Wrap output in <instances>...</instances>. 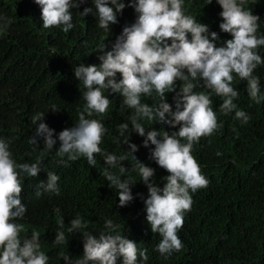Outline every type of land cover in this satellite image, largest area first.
I'll return each instance as SVG.
<instances>
[{
    "label": "clouds",
    "instance_id": "obj_1",
    "mask_svg": "<svg viewBox=\"0 0 264 264\" xmlns=\"http://www.w3.org/2000/svg\"><path fill=\"white\" fill-rule=\"evenodd\" d=\"M85 2L35 0L41 8L42 27L58 28L64 33L75 27L70 9ZM92 2L95 11L86 7L80 14L84 17L94 14L97 27L105 32H111V26L119 22L118 14L126 7L134 8L137 18L123 28L111 51H105V45L100 49L103 54L99 56V65L80 63L74 67L75 78L84 87L82 99L85 103L83 110L78 109L75 125L59 133L60 146L55 155L61 159L57 164L68 166L69 162L84 157L89 166L95 167L97 155L103 157L105 169L102 175L110 181L109 187L116 190L119 207H126L134 200L131 186L137 181L127 174L137 172L148 189V198L144 201L147 222L151 232L160 236L155 250L167 259L183 248L178 232L184 226L185 214L192 209L191 193L207 188L210 183L193 155L194 145L224 127L218 122L210 95L194 89L203 87L221 97L220 114L234 113L235 121L241 125L249 123L250 115L234 103L240 93L233 87V82L237 78L247 81L250 99L256 104L264 101L260 77L254 74L264 65V57L259 54V49L264 47V34L259 33L260 17L248 9V0H216L222 8L219 28L232 36L225 42L226 46L217 47L215 41L219 40V34L187 14L184 0H131L130 4L124 0ZM212 2L207 0L208 5ZM11 23L10 19L0 15V32ZM118 73L121 75L119 80ZM177 81L182 82L178 92ZM172 92L176 93L175 110L167 102L166 94ZM113 94L122 98L121 111L131 110V130L127 122L117 126L119 139L115 143H123L130 149L122 155L101 148L108 129L102 119L93 118L108 115L112 103L108 96ZM153 94L158 98L156 104L150 107L142 103V96L152 97ZM52 111L58 110L53 108ZM43 118L41 115L33 121L40 123L35 135L28 140L29 145L35 146V151L39 147L37 137L44 139V149L35 162L18 163L10 151V140L0 138V264H49L48 255L42 251L40 232L33 230L30 238L28 235L22 238L25 225L19 222L27 213V206L22 203V178L38 177L45 153L52 152L57 143L53 138L55 130L42 122ZM142 121L165 123L172 128L179 126V130L171 134L155 128L146 131ZM232 130L236 131L235 128ZM131 132L145 137V148L154 146L150 158L169 173L164 177L163 188L154 182L155 169L135 155L139 149L130 142ZM125 161L131 163L130 170L124 166ZM114 168H118L119 175L109 170ZM59 180L55 172L48 171L47 180L36 185L35 197L40 198L45 193L59 195ZM55 212L59 213L60 209L56 208ZM57 225L53 243L63 245L68 239L62 216ZM88 227L79 215L71 220L66 231L82 233L84 253L73 260L61 252L60 257L66 264H118L121 258L123 264H141L149 259L146 249L119 234L120 226L113 220L105 221L106 230L99 231L98 238L87 230Z\"/></svg>",
    "mask_w": 264,
    "mask_h": 264
},
{
    "label": "trees",
    "instance_id": "obj_2",
    "mask_svg": "<svg viewBox=\"0 0 264 264\" xmlns=\"http://www.w3.org/2000/svg\"><path fill=\"white\" fill-rule=\"evenodd\" d=\"M124 2L130 4L131 0ZM86 7L95 11L92 0L70 9L75 27L64 33L58 28L42 27L41 8L35 0H0V15L12 21L0 32V138L10 140V151L18 163L35 162L44 149V139L37 137L39 147L35 151L28 140L35 135L40 123L33 121L44 115L42 122L55 130L53 138L57 140L52 152L45 153L38 177L22 178V203L27 206V213L19 221L25 225L21 237L30 238L33 230L39 231L42 251L48 255L49 264H66L60 257L61 252L73 260L84 253L82 233L66 231L71 220L79 215L88 223L87 230L97 238L99 231L106 230L105 221L113 220L120 226L117 230L120 235L147 250L149 259L141 264H264V101L256 104L250 99L247 81L237 78L233 82L240 93L234 103L251 117L247 125L235 121L234 113L229 116L219 113L221 97L203 87L194 89L210 95L218 122L224 127L194 145L193 155L210 183L207 188L191 193L192 209L185 214L184 226L178 232L183 248L167 259L155 250L160 236L151 232L147 222L144 201L148 198V189L137 172L127 174L137 181L131 186L134 200L126 207H119L116 190L109 187L110 181L102 175L103 157L97 155L95 167L89 166L84 157L69 162L68 166L57 164L61 159L55 155L60 146L59 133L75 125L78 109L83 110L85 103L84 87L75 78L74 67L80 63L99 65V56L103 54L100 49L105 45V51H111L123 28L137 18L134 8L126 7L118 14L119 22L111 26V32H105L97 27L94 14L85 17L80 14ZM184 8L187 14L219 34V40L215 41L217 47L226 46L225 42L232 36L219 28L222 8L216 0L209 5L207 0H184ZM248 9L260 17L259 33L264 34V0H248ZM259 54L264 57V47L259 49ZM254 74L260 77L264 95V65ZM120 78L118 73L117 80ZM181 84L177 81V92ZM175 95V92L166 94L173 110ZM108 98L112 101L108 115L93 118L102 119L108 129L101 148L122 155L130 149L128 145L115 143L119 139L117 126L127 122L131 130V110H120L122 98L118 94ZM157 102L155 94L142 96V103L150 107ZM53 108L58 111H52ZM142 123L146 131L155 128L171 134L179 130V126L172 128L165 123ZM129 139L138 146L137 158L155 169V184L163 188L164 177L169 173L150 158L154 146L145 148V137L135 132H131ZM217 152L222 155L217 156ZM123 164L129 170L132 167L129 161ZM109 170L119 175L118 168ZM48 171L60 177V194L45 193L36 198V185L47 180ZM56 208L60 209L59 213L55 212ZM61 216L68 242L55 245L57 220ZM118 264H123L122 258Z\"/></svg>",
    "mask_w": 264,
    "mask_h": 264
}]
</instances>
